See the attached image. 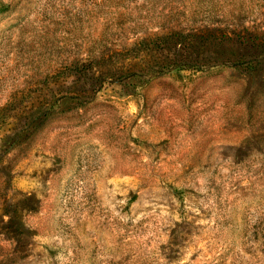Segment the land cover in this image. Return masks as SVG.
<instances>
[{
	"label": "rangeland",
	"instance_id": "obj_1",
	"mask_svg": "<svg viewBox=\"0 0 264 264\" xmlns=\"http://www.w3.org/2000/svg\"><path fill=\"white\" fill-rule=\"evenodd\" d=\"M0 264H264V0H0Z\"/></svg>",
	"mask_w": 264,
	"mask_h": 264
}]
</instances>
